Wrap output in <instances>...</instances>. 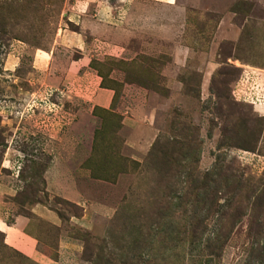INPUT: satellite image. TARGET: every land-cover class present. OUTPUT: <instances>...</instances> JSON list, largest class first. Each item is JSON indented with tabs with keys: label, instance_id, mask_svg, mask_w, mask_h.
Instances as JSON below:
<instances>
[{
	"label": "rangeland",
	"instance_id": "rangeland-1",
	"mask_svg": "<svg viewBox=\"0 0 264 264\" xmlns=\"http://www.w3.org/2000/svg\"><path fill=\"white\" fill-rule=\"evenodd\" d=\"M78 1L0 0L1 217L28 218L49 264H91L103 240L117 256L127 246L116 264H183L148 224L188 193L187 171L216 193L210 263L264 264V0H111L116 16L92 10L81 25ZM97 20L105 48L74 49ZM81 59L83 77L65 80ZM149 158L178 171L161 182ZM0 264L44 263L0 232Z\"/></svg>",
	"mask_w": 264,
	"mask_h": 264
},
{
	"label": "trees",
	"instance_id": "trees-1",
	"mask_svg": "<svg viewBox=\"0 0 264 264\" xmlns=\"http://www.w3.org/2000/svg\"><path fill=\"white\" fill-rule=\"evenodd\" d=\"M149 162L151 174H154L153 176L159 175L161 182L164 179L172 178L173 176H171V173L178 171L176 160L172 161V170L167 169L166 162L159 158H149ZM181 175H184L189 191L188 193H183L181 196L176 194L167 196L171 200L178 201L175 209L170 210L169 208H164L151 213L149 221L152 229L148 224L150 237L157 231H161L165 241L170 243V245L174 247V250L176 249L179 251L176 262L178 261L185 264L183 260H187L186 262H188V264H211V259L213 255L216 256L218 246L213 243V241L209 242L206 240L207 231L204 227V222L210 220L213 213H216L213 209V207L217 205L216 193L210 186L212 180L209 179V176H204L203 179L200 176H193V173H188L187 171ZM160 186L158 185L156 187L159 189ZM158 220L164 221L165 226L159 228ZM111 243H113V241ZM132 243H134V245L138 244V239L134 240ZM132 243L130 246L133 245ZM126 247L127 246L120 248L121 254L124 255ZM96 248L97 252L90 253L86 251V258L91 264H116L118 261L124 262L123 255L118 254L117 256L114 254L105 240L102 241L101 246ZM185 256H187L186 259Z\"/></svg>",
	"mask_w": 264,
	"mask_h": 264
},
{
	"label": "crops",
	"instance_id": "crops-1",
	"mask_svg": "<svg viewBox=\"0 0 264 264\" xmlns=\"http://www.w3.org/2000/svg\"><path fill=\"white\" fill-rule=\"evenodd\" d=\"M119 3H124L127 0H118ZM135 1V0H133ZM153 1L155 4H168L174 6L173 8H182L180 4V0H148ZM220 3L224 4L225 0H220ZM224 2V3H223ZM190 7H195L194 5H189ZM187 8V7H186ZM75 12L74 14L78 16L81 22L85 21L87 14L90 13L92 10L95 11L96 15L98 17L102 18H111L113 16H116V10L114 9V5L112 4L111 0H79L77 6L74 7ZM234 15V14H233ZM229 19L227 17L222 18V23L226 22ZM84 25H87L86 23ZM83 26V25H82ZM84 27V26H83ZM106 29L107 24L103 23L99 20L92 21L91 26L87 29L89 31V34L94 36L93 42L91 44H87L83 41V36L80 34H77L76 36H72V40H76L72 42V45L75 47L74 49L78 51H86L88 48H94L96 46H99L100 48H105V44L98 45L97 38L98 36H101L102 28ZM82 30V29H80ZM42 59V58H40ZM85 59V57H84ZM75 61L72 64L69 65V67L66 68L64 73L65 80H68L70 76H72L73 73H78V77L82 78L83 73L85 72V69L79 71L77 68V65L79 66L81 63H83V60ZM36 63L39 64V66L43 67L44 60H38ZM247 72V71H246ZM260 75L264 77L261 71H259ZM264 73V71H263ZM105 92L104 90L100 89L98 92V96H88V100L90 102H93L94 105L101 104L103 101V98H105ZM264 111V110H263ZM39 213V215L42 216L43 219H45L47 222L58 225L59 219L56 213L46 209H43V207L38 208V210H35ZM40 216V217H41ZM14 220L11 223H7L1 215H0V232L4 234V242L9 247H12L25 255L28 258L36 259L44 264H49L50 260L47 255L44 256V253H42L39 248V241L33 237L29 232L28 228L30 226V220L28 218H25L23 216H14ZM64 247L63 241L61 244V248Z\"/></svg>",
	"mask_w": 264,
	"mask_h": 264
}]
</instances>
